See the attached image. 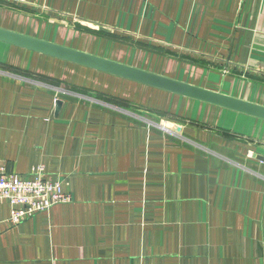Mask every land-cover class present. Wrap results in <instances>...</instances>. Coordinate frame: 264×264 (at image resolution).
<instances>
[{
  "label": "crops",
  "instance_id": "obj_1",
  "mask_svg": "<svg viewBox=\"0 0 264 264\" xmlns=\"http://www.w3.org/2000/svg\"><path fill=\"white\" fill-rule=\"evenodd\" d=\"M0 28L264 106V0H0ZM0 165L71 197L0 202V264H264V121L0 43Z\"/></svg>",
  "mask_w": 264,
  "mask_h": 264
},
{
  "label": "water",
  "instance_id": "obj_2",
  "mask_svg": "<svg viewBox=\"0 0 264 264\" xmlns=\"http://www.w3.org/2000/svg\"><path fill=\"white\" fill-rule=\"evenodd\" d=\"M0 43L264 121V106L0 28ZM57 108L60 102H57ZM59 106V107H58ZM176 132L180 128L172 126ZM261 159V157H258ZM262 160V159H261Z\"/></svg>",
  "mask_w": 264,
  "mask_h": 264
},
{
  "label": "built area",
  "instance_id": "obj_3",
  "mask_svg": "<svg viewBox=\"0 0 264 264\" xmlns=\"http://www.w3.org/2000/svg\"><path fill=\"white\" fill-rule=\"evenodd\" d=\"M3 201L10 206L9 222L16 225L55 205L70 203L71 197L63 193L59 182L44 177L42 167L32 169L31 177L25 179L0 165V202Z\"/></svg>",
  "mask_w": 264,
  "mask_h": 264
}]
</instances>
